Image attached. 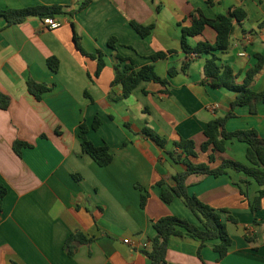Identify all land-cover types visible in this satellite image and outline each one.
I'll use <instances>...</instances> for the list:
<instances>
[{"label": "crops", "instance_id": "0c3cea01", "mask_svg": "<svg viewBox=\"0 0 264 264\" xmlns=\"http://www.w3.org/2000/svg\"><path fill=\"white\" fill-rule=\"evenodd\" d=\"M83 1L0 0V9L40 5L75 9ZM236 8L246 17L233 21L229 47L215 54L241 82L255 63L254 55H264V0H92L73 17H54L59 25L52 29L36 17L6 27L0 17V94L9 98L8 107L0 109V186L6 189L0 210V264H151L141 251L154 236L153 221L172 215L199 226L179 198L169 204L160 198L163 189L174 186L173 176L184 171L169 153H178L173 141L179 136L193 140L199 152L208 122L230 111L235 93L203 84L209 55L190 58L184 53L181 30L191 25L195 11L214 18ZM130 22L153 28L142 38ZM73 31L85 52H103L105 66L98 76L97 61L80 54ZM112 38L114 49L108 46ZM215 39V31L205 27L187 43L195 46ZM158 52L166 53L165 58L149 59ZM116 54L137 69L152 64L161 78H168L170 68L178 73L167 87L141 82L129 97L113 100L122 94L119 85L112 86ZM49 57L58 60L56 72L47 66ZM29 80L52 88L37 100L27 90ZM252 89L264 90V71ZM95 117L100 126L93 130ZM81 123L88 127V140L109 147V165L101 167L82 152ZM146 125L167 141L163 149L141 134ZM225 129H254L264 138V103L257 104L255 114L235 107ZM16 141L29 146L17 154ZM245 151L244 143L228 141L223 153H214L210 167L223 159L246 164ZM210 153L199 152L193 161L206 163ZM244 178L233 171L188 177L190 195L216 210H227L238 223L226 222L231 246L225 257L218 258L210 243L201 249L200 259L198 241L172 237L168 264H264V199L253 214L249 202L258 186L249 178L242 183ZM254 217L261 228L252 226ZM74 232L92 241L79 245L69 257L63 244ZM245 236L255 242L248 243Z\"/></svg>", "mask_w": 264, "mask_h": 264}, {"label": "trees", "instance_id": "16d2710c", "mask_svg": "<svg viewBox=\"0 0 264 264\" xmlns=\"http://www.w3.org/2000/svg\"><path fill=\"white\" fill-rule=\"evenodd\" d=\"M92 0H84L75 9H68V7L59 5H40L29 6L19 9H0V17L4 18L5 26L19 25L25 22L28 18L36 17L42 20L53 19L56 16L68 15L73 17L76 13L82 11L89 5ZM246 17L245 13L240 9H233L227 14L217 15L214 18H206L199 11L191 14V25L182 28L181 33V48L184 53H194L197 56L202 54L209 55L204 61L203 84L213 89H225L235 93V98L231 102L230 111L223 117H217L208 122L203 131L204 141L200 145V153H206L209 149L211 153L207 156L206 163H197L193 160L198 158L199 152L193 140L178 137L173 141V147L178 150V153L170 152V158L177 164L184 167V171L173 176L174 186L163 189L160 194L161 200L169 204L175 197L179 198L187 209L197 219L199 226L190 223L185 219H180L172 215L161 217L152 222L154 236L149 238L148 245L141 251L142 254L150 260L151 264H168L166 255L168 251V243L172 237H189L199 242L197 250V257L201 259V249L206 244H212V251L218 255V258H223L227 255L231 246V238L227 231L226 222L237 224L238 221L229 215L227 210H216L207 204L200 201L196 196L188 193L187 179L189 176H213L218 177L227 174L228 171H233L245 176L241 180L242 183L247 184L248 178L253 180L258 190L255 198L249 202L250 210L253 214L261 208V200L264 199V138L260 137L254 129L237 130L228 132L225 129L226 121L233 116V109L237 106L247 107L251 114L257 111V104L264 103V90L256 92L252 89V83L256 76L264 71V55L255 54L254 65L249 68L241 82L237 81V75L232 68L226 64H219V58L215 52H223L227 50L230 44V37L234 30L233 21L240 22ZM45 23V22H44ZM131 28L142 38L147 37L153 26H143L135 22H130ZM205 27L213 29L216 33L214 43L208 41L199 42L195 46H190L187 43L188 37L200 35ZM73 42L76 49L83 56L95 59L97 61V68L95 75L98 76L100 71L104 68V54L101 50H97L94 54L87 53L79 45L75 32L73 31ZM114 39L108 41V46L114 49ZM172 53V52H167ZM166 53L158 52L149 56V59L157 61L165 58ZM116 63L114 65V77L112 86L119 85L122 90L120 97L112 98L113 100L125 99L130 96L132 91L141 82H151L162 87L169 85V78L174 77L178 71L170 68L168 70V78H161L157 75L152 64L145 65L137 69L133 62L118 54L115 55ZM47 66L52 72L58 70V60L55 57L47 58ZM187 67V66H186ZM184 69V68H183ZM51 86L38 83L33 80L27 82L28 92L40 100L43 93L51 90ZM165 92V91H164ZM167 93V92H165ZM9 104V98L0 94V109H6ZM100 126V120L95 117L91 128L96 130ZM125 127H129L125 124ZM88 127L85 123H81L78 132L82 152L89 155L93 161L99 166L105 167L112 161V154L109 147L104 144L102 146H95L88 140L86 134ZM141 134L154 142L160 149H163L167 141L161 137L157 132L149 128L147 125L141 131ZM237 140L246 145L245 157L247 163H240L237 161L223 159L220 164L211 168L210 164L214 162V153H223L226 149L228 141ZM29 145L20 141L13 144L14 151L19 154L21 147H28ZM162 185L163 182L158 183ZM240 190V194L246 197V193L238 183H235ZM6 194V189L0 186V210L3 198ZM146 203V196H141L140 205L143 207ZM222 214L226 215V219ZM252 226L262 227L261 224L254 217ZM248 243H254L253 237L245 236ZM92 239H88L81 232L71 233L63 244V250L66 255L72 257L79 245L89 243Z\"/></svg>", "mask_w": 264, "mask_h": 264}, {"label": "built area", "instance_id": "2783aa9c", "mask_svg": "<svg viewBox=\"0 0 264 264\" xmlns=\"http://www.w3.org/2000/svg\"><path fill=\"white\" fill-rule=\"evenodd\" d=\"M44 22L47 25L48 29L55 28V27H57L59 25L57 22L53 21L52 19H45ZM243 55H244V53H240V56H243ZM189 56H190V58H195L197 55L192 53Z\"/></svg>", "mask_w": 264, "mask_h": 264}]
</instances>
